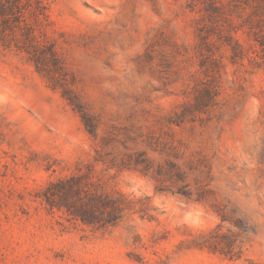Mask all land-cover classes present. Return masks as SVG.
Returning a JSON list of instances; mask_svg holds the SVG:
<instances>
[{"label": "rangeland", "instance_id": "obj_1", "mask_svg": "<svg viewBox=\"0 0 264 264\" xmlns=\"http://www.w3.org/2000/svg\"><path fill=\"white\" fill-rule=\"evenodd\" d=\"M43 14L55 65L0 44V264H264V0Z\"/></svg>", "mask_w": 264, "mask_h": 264}, {"label": "trees", "instance_id": "obj_2", "mask_svg": "<svg viewBox=\"0 0 264 264\" xmlns=\"http://www.w3.org/2000/svg\"><path fill=\"white\" fill-rule=\"evenodd\" d=\"M47 0H0V44L15 45L47 68L55 65V56L42 35L36 34L39 16ZM28 15V17H27ZM32 18V20H31Z\"/></svg>", "mask_w": 264, "mask_h": 264}]
</instances>
